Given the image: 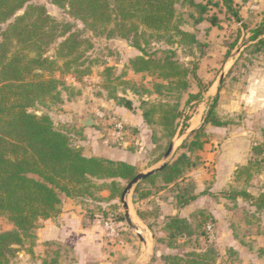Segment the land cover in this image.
Segmentation results:
<instances>
[{"label": "rangeland", "instance_id": "374dc122", "mask_svg": "<svg viewBox=\"0 0 264 264\" xmlns=\"http://www.w3.org/2000/svg\"><path fill=\"white\" fill-rule=\"evenodd\" d=\"M50 1L31 0V3L45 6L57 22L71 24L73 31L81 32L82 38L92 43L93 47L84 59L86 63L81 67L82 70L88 68L90 73L78 77L70 72L71 74L61 77L65 84L61 87V102H49V109L40 107L34 111L38 110V114H49L56 127L66 131L72 144L81 148L84 155L89 137L85 132L89 127L82 126L78 120L92 115L98 124L90 128L99 131L102 136L112 138L111 134L116 133L112 117L118 118L112 108L118 105V102L111 98L113 93L119 98L131 100L135 114H142L143 100L178 104L183 112L178 131L171 141L165 138L162 127L150 126L153 146L136 165L138 174L158 166L173 140L176 142V148L169 164L184 152L182 145L191 139L192 134H187L190 130L198 131L203 128L205 132V136H202L203 149L189 153L197 163L196 168L187 175L189 182L181 183L180 187H165L160 181H157V186L144 185L146 189L151 190L152 196L163 193L161 198L165 203L167 216H164L160 206L152 211L142 206V203L152 196L143 200L135 198V194L129 196L134 221L146 229L144 237L149 239L150 252L154 248L151 264H170L171 257L185 258L192 253L199 255L205 253L208 248L215 250L217 264H264V201L260 206L256 202L264 198V147H261L260 152H254V148L264 145L263 85L262 88L257 87L258 90L263 89V92L254 112L252 107L248 108V95L254 88V79L257 84L262 83L261 76L264 73V48L261 50L256 42L251 41L254 30L264 22L262 14H259L260 19L256 23L251 21L250 12L239 9L237 11L241 20L238 21L228 12L221 0H195L205 5L211 4L204 21L197 22L201 16L194 7H178L181 30L193 34L197 44H179V37L174 39L175 43L170 44L169 39L164 37L154 40L150 47L153 51L175 50L179 62L189 70H194L195 76L189 77L188 91L178 100L176 93L168 97L166 94L158 95L154 92L153 83L162 80L143 77L131 70L129 62L140 54L138 50L129 47L125 40H108L103 35H93L85 30L82 22L73 19L66 10L58 8ZM214 2L219 3V6L216 7ZM22 13L23 11L19 12V15ZM215 17L219 21L218 26L211 25V19ZM51 52L54 53V50ZM108 67L113 68L110 75L106 71ZM222 75L225 77L219 87ZM123 82H129L130 86L124 85ZM132 85L138 89L137 95L132 92ZM218 94L217 116L222 122L229 123L223 128L204 124ZM190 95L200 97L188 105L186 102ZM232 105L234 109H231ZM137 134V131L127 128L119 136L133 139ZM135 144V141L131 142L128 148L133 151L136 149ZM251 160L257 161L251 178L238 180V172ZM127 184L123 186L126 187ZM187 185L190 195L197 197L188 206L178 209L177 194ZM105 192L108 195L103 197L101 194V201L86 199L80 202L70 198L64 200L70 199L79 205L83 228L97 225L98 234L106 244L124 250L128 248L135 258L142 256L146 261L150 252L146 253L145 244L137 232L128 226L121 196L109 200L110 194ZM234 192L236 196L230 197ZM243 192H248L252 198L242 195ZM171 206L174 210H183V214L180 211L182 215H172L174 211ZM140 212L145 214V220L140 217ZM177 215L189 222L192 235L170 237L165 226L171 216ZM107 220L114 221L120 229L121 243L110 242L106 238L104 226ZM208 224L214 225L213 242L207 234ZM39 225L33 246L30 241L27 242L25 247L19 249L11 264H44V261L49 264H101L105 261L98 247L81 245L78 250H74L70 244L63 241H41L38 231L44 228V224L40 222ZM12 229L13 225L8 219L1 217L0 232ZM138 233L143 235L141 230ZM30 248L33 253L28 252ZM127 257L124 253H114L105 264H131L126 262Z\"/></svg>", "mask_w": 264, "mask_h": 264}, {"label": "trees", "instance_id": "16d2710c", "mask_svg": "<svg viewBox=\"0 0 264 264\" xmlns=\"http://www.w3.org/2000/svg\"><path fill=\"white\" fill-rule=\"evenodd\" d=\"M221 1L240 21L237 10L241 6L234 0ZM50 2L82 22L85 30L93 35L125 40L129 47L138 50L140 54L130 60L129 66L137 75L162 80L153 83L156 94L169 97L176 93L180 100L188 91L189 77L195 76L194 70L179 62L175 50L153 51L150 47L154 40L164 37L170 44L175 43L177 37L179 44H197L193 34L181 30L178 7H194L201 16L197 22H202L211 4L195 0ZM214 5L218 7L219 3L214 2ZM211 22L213 26L219 25L216 17ZM72 27L57 22L45 6L31 3V0H0V218L6 217L13 225L12 230L0 232V264H11L27 242L33 246L39 223L59 216L64 198L101 201L100 195L105 191L110 194L109 200L119 198L123 185L138 174L137 167L127 162L84 155L81 148L72 144L67 132L56 127L49 114L34 111L40 107L49 109V102H61V87L65 85L61 77L70 72L78 77L90 73L88 68L82 70L81 67L93 45ZM251 41L263 50L264 22L254 30ZM106 71L110 75L113 68L108 67ZM123 84L130 86L129 82ZM131 87L137 95L138 89L135 85ZM199 97L190 95L186 104ZM111 98L118 102L117 107L134 111L131 100L119 98L115 93ZM218 102L219 95L204 124L223 128L229 123L218 118ZM141 109L146 125L162 127L168 141L175 137L183 117L178 104L143 100ZM202 136H205L203 128L195 131L191 139L183 143L184 152L176 160L136 187L135 198L143 200L153 195L144 187L146 184L157 186L160 181L165 187H180L181 183L189 182L187 175L197 166L189 153L203 149ZM261 147L264 145L254 148V152H260ZM256 163L251 160L238 172L237 179H250ZM181 189L176 197L178 209L188 206L197 197L190 195L188 185ZM242 195L250 197L248 192ZM235 196L234 192L230 197ZM263 201L264 198L256 200L258 206ZM139 215L146 219L144 213ZM165 230L171 238L192 235L189 222L178 215L168 219ZM28 252L33 253L31 248ZM169 259L170 264H217L213 248L199 255L192 253L185 258ZM44 264L49 263L44 261Z\"/></svg>", "mask_w": 264, "mask_h": 264}, {"label": "crops", "instance_id": "0c3cea01", "mask_svg": "<svg viewBox=\"0 0 264 264\" xmlns=\"http://www.w3.org/2000/svg\"><path fill=\"white\" fill-rule=\"evenodd\" d=\"M234 2L240 5L241 9H244L246 12H250L252 16V18H250L251 21H256L257 23L260 19L259 14H262V17H264V0H234ZM261 77H263L262 83L260 82L259 84H257L254 79V84H252L254 88L248 95V108L252 107V112H254L256 104L260 102L259 98L263 92V89H257V87L262 88V85L264 87V73ZM262 104L264 107V102H262ZM232 107L233 108L231 109H234L233 105ZM112 108L114 114L125 124L127 128L137 131V137H133V139L126 137L123 138L119 136L120 134L112 133V138H110L105 137L104 135L102 136L99 131H96L93 128H86L85 133L89 136L86 142L88 146L87 149H85L86 155L90 157L94 156L106 158L114 161H123L136 166L142 157L143 159L145 158V153L152 149V129L144 123L140 113L135 114L122 107L114 108V106H112ZM234 111L236 112V110ZM134 141L136 143V149L132 151L128 147L131 142L133 143ZM105 195L108 194L106 192L102 193L103 197ZM161 195H163V193H160L157 196H152V199L150 198L149 200L143 202L142 206L146 207L149 211H152L153 208L160 206L161 211L164 212V216H167L166 206L161 198ZM171 207L174 211L171 213L172 215L183 214V210H180L181 214L180 211L174 210L173 206ZM41 222L44 224V228H40L38 231V236L41 241H63L70 244L74 250H78V247L81 245H84L85 247H98L100 254L103 256L105 261H108L110 256L114 253H124L128 255L126 259L124 258L127 263L135 264L140 262L139 258H135L133 253L128 248L124 250L121 247L119 248L114 245L106 244L102 240L100 234H98L99 229L97 225L86 229L83 228L80 207L76 202L70 199H67L66 201L63 200L62 210L59 216L54 219ZM87 250L88 249L86 248V251ZM105 261L101 262V264H105Z\"/></svg>", "mask_w": 264, "mask_h": 264}, {"label": "water", "instance_id": "95a60500", "mask_svg": "<svg viewBox=\"0 0 264 264\" xmlns=\"http://www.w3.org/2000/svg\"><path fill=\"white\" fill-rule=\"evenodd\" d=\"M224 77H225L224 75L221 76L220 81H219V87L223 83ZM78 122H79V124H81L84 127H95L98 124V122L96 120H94L92 115H87L85 118L79 119ZM195 131L196 130H190L187 133L188 136L193 134ZM175 148H176V142H175V140H173L171 145L169 146L167 152L164 154L162 162L154 168H151L145 172H141V173L137 174V176L134 179H132L126 185V187L124 188L122 195H121V202L123 205V210H124L123 212H124L125 220H126L128 226L137 232V235L139 236L140 240L143 242V244H145L146 253L150 252V245H149L148 240L142 234L138 233V231L140 230V225L138 224V222L134 221V216L132 214L131 207L129 204V196L134 195L135 189L139 184L143 183L149 177L160 173L161 171H163L166 168V166L170 162L171 157H173V154L175 152ZM147 243H148V247H146ZM153 249L154 248H152V251L150 252V255L148 256V259L146 261L142 259V256H140V257H138L140 262L135 263V264H151L153 261V257H154V254H153L154 250Z\"/></svg>", "mask_w": 264, "mask_h": 264}, {"label": "built area", "instance_id": "2783aa9c", "mask_svg": "<svg viewBox=\"0 0 264 264\" xmlns=\"http://www.w3.org/2000/svg\"><path fill=\"white\" fill-rule=\"evenodd\" d=\"M112 121L114 123V127L116 129V133H124L126 131L125 128V124L119 120L118 118H116L115 116L112 117ZM105 235L106 238L110 241V242H119L121 243L122 240L120 238H122V234L120 229H118V226L115 224L114 221L112 220H107L105 222ZM207 233H208V237L210 238V241L213 242L214 239V225L213 224H208L207 225Z\"/></svg>", "mask_w": 264, "mask_h": 264}, {"label": "bare ground", "instance_id": "6f19581e", "mask_svg": "<svg viewBox=\"0 0 264 264\" xmlns=\"http://www.w3.org/2000/svg\"><path fill=\"white\" fill-rule=\"evenodd\" d=\"M140 230L143 232V236H145V234H146V229L144 228V226L142 225V227L140 226ZM147 231H148V229H147ZM148 233V232H147ZM150 234V233H149ZM148 234V235H149ZM150 236V235H149ZM147 238V237H146ZM149 240V239H148ZM146 247H148V243L146 244ZM145 248V247H144Z\"/></svg>", "mask_w": 264, "mask_h": 264}]
</instances>
